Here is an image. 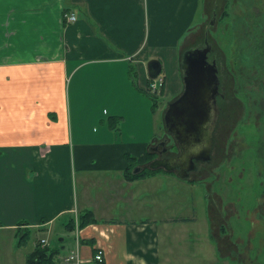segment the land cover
<instances>
[{
  "label": "crops",
  "instance_id": "0c3cea01",
  "mask_svg": "<svg viewBox=\"0 0 264 264\" xmlns=\"http://www.w3.org/2000/svg\"><path fill=\"white\" fill-rule=\"evenodd\" d=\"M197 3L205 0H151L150 5L149 0H0V264L21 257L20 248L30 242L24 264L38 243L57 247L60 264H77L66 260L74 253L82 264L203 263L205 244L189 254L187 235L178 233L188 222L197 224L196 217L159 225L151 206L144 207L164 180L169 188L173 176L189 184L200 179L164 168L135 180L124 174L128 156L137 160L134 173H139L150 167L149 152L156 154L152 146L158 138L148 116L158 109L153 112L145 89L153 78L149 63L159 61L161 72L171 63L178 72L183 52L178 57V38L195 20ZM69 5H76L73 22L64 21ZM201 7L202 24L208 13L206 4ZM188 28L191 35L195 29ZM164 78L167 94L180 95L182 76L172 88ZM110 117L119 118V131ZM99 119L104 126L96 129ZM254 147L248 145V154ZM251 166L264 184V157L248 163L247 171ZM78 173L85 183L81 199ZM263 198L264 193L258 196L262 200L254 212ZM209 206L210 197L206 238L218 248ZM87 209L98 221L80 227L79 212ZM139 211L142 217L135 216ZM73 218L75 224L67 226ZM50 232H58V245ZM98 250L103 262L93 259ZM217 254L223 257L219 248Z\"/></svg>",
  "mask_w": 264,
  "mask_h": 264
},
{
  "label": "rangeland",
  "instance_id": "374dc122",
  "mask_svg": "<svg viewBox=\"0 0 264 264\" xmlns=\"http://www.w3.org/2000/svg\"><path fill=\"white\" fill-rule=\"evenodd\" d=\"M150 4L151 0H149ZM201 5L205 6L204 3H197L194 8L195 20L188 26L195 30L189 35L191 29L186 27L178 38V57H180L182 49L184 52L187 48L194 47L202 42L197 35H200L203 31L197 32L198 34L195 33L197 31L196 27H198L197 24H201L204 21V8ZM207 7V18L201 24V27H208V20L217 10L215 15L217 16L218 24L211 27L212 32H214L211 40L215 43V55L219 57V62L223 65L225 64L223 69L225 77L223 79L226 84V93L229 99L233 100V102L229 103V109L232 113L224 117L225 128L221 136L220 131V138L218 136L219 144L217 146L222 147L226 140L227 142L229 141L228 156H225V158L228 159L230 157L231 160H223L222 164L217 167V159L218 156H221L222 150L224 151V146L222 150H219L220 153H216L217 159H213L212 167L214 166L213 174L215 171L218 178L213 179L214 175L201 178L208 182L210 190H207L204 183L200 180H197L194 184H189L181 178L173 176L169 179V188L168 183L164 180L159 190L150 194L153 200L144 201V207L151 206L153 215L156 216V221L159 225H162V223L166 222V219L170 218L179 220L184 216L196 217L194 222L197 224L188 222L183 226L182 230H178V233L187 235L185 242L188 245L189 254L194 253L199 246L205 244L201 249V253L205 254L203 252V248H205L208 256H204L202 264H264V216L262 217V214H264V203L260 205V208L256 209V212L259 210L258 215L253 211L256 203L257 205L261 203L262 199L257 198L264 193V184L259 177L254 176L253 166H251L250 171H247L248 163L252 162L253 159L257 160L260 156L264 157L263 147H261L263 149L261 150L256 145L258 135L260 139L264 135V116H262L264 97L262 96L263 90L259 83L264 82V0H210V4ZM144 8H146V5ZM226 8L230 11L229 16H223ZM79 18L85 19L83 15H79ZM154 31L155 29H153ZM147 32L148 25L146 26V37ZM187 35L190 36L188 39H186ZM106 41L112 43L108 38H106ZM158 50L165 52L166 48L159 47ZM171 65V63H168L167 67L163 68L161 75L167 77L168 84L172 88L180 79L181 71L178 68L179 73H175ZM253 81H255L254 85ZM254 87H258L255 88V91L261 93L253 94L252 89ZM241 90L244 92L242 93ZM236 92L241 99L235 95ZM160 95L158 110L148 116L151 118L154 134H156L157 138L167 134L163 112L167 108L168 102L173 98H177L179 94L177 90H171L167 94L166 88L163 87ZM258 95H260V98H256ZM247 97L252 104L251 110L249 108L245 111V108L248 107L246 104V101L248 103ZM148 98L151 105L152 101L150 97ZM255 98L259 104L254 103ZM250 113L251 115L253 113L252 117L256 118L257 124L261 127V131H258V128L255 127V133L258 135H254L252 139V142L255 141L253 155L247 153V143L250 138L248 139L245 136L247 124H253L249 122L250 118H248V115ZM105 121H107V118ZM104 122L99 119L97 123L92 125L98 129L104 126ZM115 127L119 131V124ZM241 159L247 163L246 169L241 168L243 167ZM241 173L245 175L241 176ZM247 174L251 176L249 180ZM77 176L78 194L81 199V189L85 183L79 173ZM193 177L200 179V177L204 176L196 173L193 174ZM163 184H165V187L162 188ZM209 197V217L214 228L212 235L216 239L219 251L223 257L217 254L218 248L215 247V244L206 238L209 232L207 223ZM137 209H140V206H137ZM136 215L142 217L140 211ZM145 216L149 217L150 215H144L143 217ZM159 234L160 245L163 248L165 231L160 229ZM40 235L42 233L39 232L38 236ZM49 235L53 245H58V232H50ZM32 244L33 242H30L28 245L22 246L20 252L23 256L21 255L20 257V253L16 254L14 260L8 264H24V257L32 249ZM210 255L214 257L211 258ZM160 256V262L162 263L163 254L161 251ZM219 260L223 261V263H220Z\"/></svg>",
  "mask_w": 264,
  "mask_h": 264
},
{
  "label": "water",
  "instance_id": "95a60500",
  "mask_svg": "<svg viewBox=\"0 0 264 264\" xmlns=\"http://www.w3.org/2000/svg\"><path fill=\"white\" fill-rule=\"evenodd\" d=\"M212 44L189 47L183 52L182 69L184 89L171 101L164 113L165 126L170 132L179 153L172 157L156 158L150 162L153 169L164 168L174 171L180 177L190 176L197 162L210 160L213 135L216 129L220 108L218 94L220 79L217 62L208 59ZM149 70L152 77L161 72L160 62L151 60Z\"/></svg>",
  "mask_w": 264,
  "mask_h": 264
},
{
  "label": "flooded vegetation",
  "instance_id": "af4514ba",
  "mask_svg": "<svg viewBox=\"0 0 264 264\" xmlns=\"http://www.w3.org/2000/svg\"><path fill=\"white\" fill-rule=\"evenodd\" d=\"M217 20H218L217 16L214 14L208 20V27H203V28L200 27L199 28L198 32H202L203 31L202 33H200V35H198V37L201 38L202 42H200V44H198V45H195V46H204L207 43H211L212 44V50L209 53L208 59L210 61H214L215 60L217 62L218 75H219V79H220V87H219L220 92H219V94L217 96L218 104H219V108H220V115H219V119H218V123H217L216 129L214 131V135H213V147H212V151H211V158H210V160H207V161H204V162H197V164H198L197 168L195 170H190V176L187 177V178H194L193 174L198 173V174H202V176H204V177H200V180H202L201 178H207V176H209V175H214L213 179L218 178L215 171H214V174H213V167L214 166L212 167V161H213V159H217V157L215 155H216V153L218 154L219 150H222L223 146H224V151L222 150L221 156H218V159H217L218 166L217 167H219L220 164H222L223 160H226V161L231 160L230 157L228 159L225 158V156H228L227 149H228L229 141L227 142V140H226L225 143L222 145V147L221 146H217V144H219L218 136L220 134V131H221V134H220V136H221L223 131H224V128H225L224 117L228 116L229 113H232L230 111V109H229V103L233 102V100L231 98H230L231 100L229 99V97H228V95L226 93V84L224 83V79H223V77H225L224 73H223V69L225 68V64L223 65L222 63L219 62V57L217 55H215V43L211 40L212 34L214 33V32H212V28L211 27H214L215 25L218 24ZM259 83H260V86L262 87V90H263L262 96L264 97V82H259ZM254 84H255V81H253V85ZM255 88H258V87H254L252 89V93L253 94L261 93V92L255 91ZM241 92L243 93L244 91L241 90ZM235 95H237V92L235 93ZM237 97H239V96L237 95ZM256 98H260V95H258ZM256 98L254 99V103L255 102L258 103V101H256ZM174 99L175 98L170 100L168 102V104L171 101H173ZM247 100H248V103L246 101V104L248 105V107L245 108V111H247L251 107V104H252V103H250V100H249L248 97H247ZM260 105H261V103H260ZM232 110H233V108H232ZM250 110H251V108H250ZM259 111H260V109H259ZM252 116H253V113H252V115L250 113V115H248V118H250L249 122H252L253 124H247V129L245 130V136L248 139L250 138V141L248 140L249 142L247 143L248 145L250 143H252V139H253L254 135H258L257 133H255V127L258 128L257 129L258 131H261V127H260V125L257 124L256 118H254ZM262 116H264V111L262 113ZM237 124H238V122H237ZM166 131H167V134H165V135L161 136L160 138H158L156 140V142L154 143V145L152 146V151L154 153H156L152 160H154L156 158H162L163 159V158H166V157H172V156H175V155H177L179 153V148L177 146V143L175 142V139H174L173 135L170 132H168L167 128H166ZM220 136H219V138H220ZM256 143L260 147H263L264 146V135H263L262 139H260V136L258 135ZM242 161H243V163H241V164L245 167V165L247 163L244 160H242ZM217 167H216V169H217ZM179 171H180V167H177L174 170V172L176 174ZM204 184L209 189L208 182L204 180Z\"/></svg>",
  "mask_w": 264,
  "mask_h": 264
},
{
  "label": "trees",
  "instance_id": "16d2710c",
  "mask_svg": "<svg viewBox=\"0 0 264 264\" xmlns=\"http://www.w3.org/2000/svg\"><path fill=\"white\" fill-rule=\"evenodd\" d=\"M205 4L206 7L207 5L210 4V0H205ZM78 7V6H77ZM76 8V5H69L66 6L64 8V13L66 12H70L72 11V9ZM208 8V7H207ZM217 13V10H215L214 14ZM213 14V15H214ZM230 15V11L228 10V8L225 9L223 16H229ZM220 18V17H219ZM221 20V19H220ZM65 21V20H64ZM200 44V43H199ZM183 56V54H182ZM181 64H182V58H181ZM180 71H181V75L183 77V69L182 66L180 67ZM137 74L134 71V78H136ZM163 91V88H162ZM148 93V92H147ZM151 100H152V110L153 112H155L158 107H159V101L160 98H157L153 95H151L150 93L147 94ZM119 118L116 117H110V123L112 126H115L117 124H119ZM115 122H117V124H115ZM149 157L148 159L151 160L154 157V154L149 152ZM133 159L131 156H128V162L129 165L126 167L125 169V176L129 179V180H135L137 178L140 177H146V176H150L154 173H157L158 171H165L163 169H151L150 167H146L144 168V170H142L139 173H134V169L137 166V160H131ZM79 225L80 227H84L85 225L91 224V223H96L98 220L95 218V216L93 215V213L90 210H84L82 212H79ZM75 224V218L71 219V221H69V223L67 224V226L69 225H74ZM214 228L212 227V230ZM30 236V231H28L21 239L22 241H26ZM94 243V240H92ZM59 249L56 247H52V246H42V243H38L36 244L35 249L31 252V254L28 256V260H27V264H60L59 260H58V254H59Z\"/></svg>",
  "mask_w": 264,
  "mask_h": 264
},
{
  "label": "built area",
  "instance_id": "2783aa9c",
  "mask_svg": "<svg viewBox=\"0 0 264 264\" xmlns=\"http://www.w3.org/2000/svg\"><path fill=\"white\" fill-rule=\"evenodd\" d=\"M77 18L76 16V12L75 11H70V12H66L64 13V20H66L67 22H73L75 21ZM164 82H165V78L161 75L157 76L156 78L152 79L149 84L146 85L145 89L148 93H150L151 95L155 96V97H159L160 92L162 90V87L164 86ZM93 259L95 261L98 262H103L104 261V253L102 250H98V252H96L94 254ZM67 261L70 260H75L77 262V264H82L83 262H85L79 255V253H74L69 255L66 258Z\"/></svg>",
  "mask_w": 264,
  "mask_h": 264
}]
</instances>
